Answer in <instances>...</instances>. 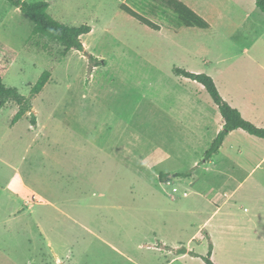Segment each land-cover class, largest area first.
<instances>
[{"label":"rangeland","instance_id":"obj_1","mask_svg":"<svg viewBox=\"0 0 264 264\" xmlns=\"http://www.w3.org/2000/svg\"><path fill=\"white\" fill-rule=\"evenodd\" d=\"M45 1L51 3L48 12L55 19L70 26L87 24L91 30L81 37L86 46L83 51L62 55L60 44L34 37L31 20L16 12L7 0H0V70L4 84L29 97L30 85L42 72L50 73L41 93L30 99L39 125L32 126L28 117L10 125L17 108L14 102L0 109V184L18 178L27 187L19 188V197L12 204H7L4 195L1 197L0 264L167 261L173 256L168 251L174 254L175 245L159 247L153 239L149 246L153 230L176 227L185 242L210 216L204 235L221 218L234 220L237 216L239 224L247 229L240 245L235 243L227 253L216 251L218 264H264V163L253 171L251 165L233 169L231 164L241 162V157L239 147H231L230 142L222 151L224 156L216 160L217 165L205 164L207 149L200 151V146L173 152L159 170L175 171L197 159L194 179L178 175L170 183L159 184L150 176L141 185L135 181L132 185L118 183L114 187L115 202L111 199L113 187L104 182L90 185L93 171L86 166L87 161L77 180L80 170L64 169L61 155L64 147L97 148L112 146L116 141L126 145L135 157L143 153L142 149L153 150L155 138L144 133L154 132L155 115L145 117L140 94L154 101L189 99L198 94L213 103L200 83L176 74L174 68L211 76L221 93L244 114V104L264 110V95L261 99L253 95L256 90L264 91V72L258 71V66H264V13L255 0H180L212 24L210 30H192L191 35L173 34L175 13L155 0ZM122 3L157 24L159 30L125 13L120 9ZM252 21L257 22L254 33L241 41L238 26L247 30ZM182 46L194 51L191 57L184 55ZM243 48L248 52L244 54ZM95 59L103 63L94 65ZM84 83H90V87L84 88ZM123 83L132 90L122 88ZM82 92L86 100L78 102ZM92 100L97 101L91 110ZM108 106L116 112L114 116H109ZM237 143L250 145L245 140ZM219 171H230L233 176L219 178ZM247 172L251 173L241 180ZM216 178L214 185L222 190L214 203H208L205 195L209 191L203 183L211 185ZM173 186L178 191L173 192ZM229 193L234 197L224 203ZM156 199L158 204L152 202ZM152 213L157 216L156 224L151 221ZM125 217L129 227L124 224ZM150 228L154 229L148 237ZM191 248L207 254L209 241L200 244L195 240ZM198 257L179 259L182 262L176 264H206Z\"/></svg>","mask_w":264,"mask_h":264},{"label":"crops","instance_id":"obj_2","mask_svg":"<svg viewBox=\"0 0 264 264\" xmlns=\"http://www.w3.org/2000/svg\"><path fill=\"white\" fill-rule=\"evenodd\" d=\"M50 7H51V3H49L48 10L50 9ZM15 9L17 10L16 12H20L18 8L15 7ZM211 26L212 24L211 22H209V27L207 29H200L196 27H174L175 30L173 29L174 30L173 34L177 35L179 32H185V35H189V34L191 35L194 32L192 30H196V29L197 30H210ZM256 26H257L256 21H252L251 23H249L247 25V30L245 29V26L243 25L238 26L239 28L238 31L243 38L241 39V41H244L246 36H249L251 33H254ZM32 28H33V23H32ZM32 28H31V31H32ZM240 29H242V31H240ZM182 30H185V31H182ZM232 35L233 34H230L229 37H232ZM173 42L175 43V45H177L174 40ZM83 46H84V43H83ZM84 48H86V46H84ZM71 50H75V49H71ZM182 50L185 51L184 55L187 56V58L191 57L192 52H194L191 48L186 47V46H182ZM242 52L245 54L248 52V50L246 48H243ZM94 69H98V67H94ZM255 69L257 70V68ZM258 69H259L258 71L264 72V66L260 65L258 66ZM83 86L84 88L88 89L90 87V83H84ZM121 86H123L122 88H126L127 90L128 89L132 90L130 85L126 83L121 84ZM217 89L219 93L221 94V96L231 106L233 107L235 106V108L239 110L243 118L247 120L249 119L250 121L255 123L257 126H261V127L264 126V110L263 109L261 111H257V108L255 107L254 104L250 105V106H253V109H251L250 106H245L244 104V110L246 113L244 114L242 108L234 105L225 95H223L219 87H217ZM197 95L198 94L191 95L189 99L169 98V99H159L157 101H154L140 94V97H139V100L141 102L140 107H142V111L145 117L148 116L150 118L149 115L151 113H154L155 115L154 132L144 133L145 135H148L153 139L155 138L156 145L153 150L148 151V149L144 150L141 148L143 153L140 156L135 157L134 155H131L132 153L130 149L127 148L126 145L123 146V144H120L117 141L115 144L113 143L112 146H102V147H97V148L95 146H92L91 148H83L82 146H78L77 148H65L64 147L61 149V155H62V160H63L62 167L64 169L75 167L77 170H80L77 172V178H78L77 180H79L78 176L82 174V169L84 168L85 162L87 161L86 166L93 171L92 173L93 177L88 179L90 181V185L100 186V184L104 182L109 187H113L111 191L112 193L111 199L113 202L117 200L116 196H114L117 189H114V187H118L117 185L118 183L123 184V185H127V184L132 185L133 181H135L136 183L141 185L146 180H148V178L150 179V176H153V179L157 181L159 184H161L162 182H160L159 180V174L161 173L169 174L170 181H171L172 177H174L171 175L172 173H177V171L182 173V172H186L187 170H191V169L193 170L190 172V175L187 177H189L188 179H194L196 176V172H197L196 167L197 166L199 167V164L195 165V163L197 162V159H194V161L190 163L189 162L186 163L182 168H178V170H175V171H168V169H163L162 171L159 169H162L160 168V165L163 164L165 159H168L169 157H171L173 152L180 153L186 150L194 149L195 147H198V146H200V151H203L204 149H208L213 139L216 137L219 130L222 128L223 119L220 115V112L217 106L214 103H211V101H209L207 98H199ZM253 95L255 96L256 99L258 98L261 99L264 95V91L256 90L255 93H253ZM84 96H85V92H82L81 97L78 102H80V100H82V102L85 101L86 98ZM96 101L97 100H92V103L90 104L91 110H92V107L96 105ZM9 103L11 102H8L4 107L9 105ZM84 107H82V109H85ZM108 107H109L108 114H110L109 116L110 117L111 115L114 116L116 112L114 111V109L111 108V106H108ZM17 111H18V106L17 108L13 110L11 115L13 114L15 115ZM32 111L34 113L36 112L33 106H32ZM23 117L25 118L28 117L27 119L29 120L28 113L22 116L21 118ZM17 121L14 122L13 124L17 123ZM36 123L37 125H39L38 119H36ZM13 124L11 121L10 125H13ZM34 130H35V127H34ZM122 134L125 136L126 133L124 132ZM244 140L246 141V143L250 144L251 146L250 145L245 146L243 145V143H240V144L237 143L238 141H244ZM227 142L231 143L230 144L231 147L232 146L239 147L238 155L241 157V162H238V163L233 162L231 164L233 166V169H238V170L245 169L246 165H251L252 166L251 171H253L264 163V138L255 137L241 129H235L229 132L228 135H226L218 152L212 154L205 164L217 165L218 161L216 162V160L220 156L221 157L224 156L222 151L227 145ZM154 151H156L155 155H153ZM184 168L187 170H179V169H184ZM250 173L251 172L249 173L247 172L244 178L241 177L240 179L244 180L246 177H248ZM102 174L104 176L103 179L101 176ZM226 175L227 177L233 176L231 175L230 171L229 172L219 171L218 177L220 178ZM117 176H120L121 178L118 179ZM126 177H130V179L134 178V180L127 181ZM219 178H216L215 180H213V183L211 185L208 183L207 184L203 183L205 186H207V189L209 191L207 192L208 195H205L206 196L205 200H207L206 202L208 203H211V202L214 203L216 201L217 196L220 195L219 193L221 192L222 188L220 189L219 186L214 185V183ZM119 180L120 182H118ZM14 181L16 182V185L11 186V184ZM80 181L84 183V181L82 180ZM164 184H167V183H164ZM20 187L27 188L25 187V184L23 183V181H21L18 178L17 179L12 178V179H9L4 184H0V202H1L2 195H4L7 199V204H12L13 201L19 197ZM122 193L125 195L124 192ZM98 195L101 196L102 194L98 193ZM184 195H186V192H184ZM120 196H121V191H120ZM233 197L234 195H232V193H229L227 196H225L224 203ZM37 200L43 201L41 197H37ZM152 202H155L156 204H158L159 200L158 199L152 200ZM216 209H218V206ZM216 211L217 210H215V212ZM120 214H123V213L121 212ZM124 214L129 215V216L131 215L129 212H124ZM145 214H146V218H148L149 212H146ZM144 216H145L144 213H142L143 219H144ZM150 217H151L152 223L156 224L157 216L154 213H152ZM210 217L205 219L202 222V224L199 226V228H197L191 235H189V237L186 238L185 242L184 240H181L179 238L178 233H177L178 230H176V227H173L172 229L167 230V231L159 230V228L158 230H155L154 228L149 229V231L147 232V236L149 237L152 235V239L149 240V238H147V240H149V242H147L149 246H152V243H150V241L153 239L157 242V245L159 247L161 246V247L168 248L169 243L172 245H175L174 246L175 255L171 253V251L169 250L168 253L173 256H171L167 261H118V262L120 264H176L178 262H182V261H178L179 259L189 258L190 260H194V259L200 258L198 256H202L205 254L195 252V250L191 248L192 242H194L195 240H199L200 244H202V242L205 239H207L211 243V256L210 257L211 259L214 260L212 261L215 264H218L217 260H215L216 251L218 249H221L224 251V253H227V251H229L234 246L235 243L240 245V243L243 242L242 241L244 239L243 235L245 234L246 232L245 230L247 229H245V226L243 224H239L240 219L237 216L234 220L221 218L219 223L213 226L212 229H209V231H207L206 234L204 235L202 231L205 230L206 228L205 226L208 225V219H210ZM127 222H128L127 218L125 217L124 224L126 225V227H129V222H128V225H127ZM123 229H125V227ZM151 230H153V233L150 235L149 233ZM100 239L103 240V238H100ZM183 243H185V245ZM47 246L52 249V243L49 239H47ZM110 246L116 249L117 251H119L115 246L113 245H110ZM156 249L159 250L160 248H156ZM193 253L195 254L192 255ZM184 262L188 263V261H184ZM189 262H194V261H189ZM43 263L47 264L46 262H43ZM12 264H15V263L12 262Z\"/></svg>","mask_w":264,"mask_h":264},{"label":"trees","instance_id":"obj_3","mask_svg":"<svg viewBox=\"0 0 264 264\" xmlns=\"http://www.w3.org/2000/svg\"><path fill=\"white\" fill-rule=\"evenodd\" d=\"M13 6L18 8L33 23L32 35L38 39L47 41H55L63 47L62 55H65L71 49L83 51L84 46L81 36L87 34L91 28L89 25L70 26L55 19L49 12V3L45 0L26 1V0H7ZM158 3L171 9L176 15L175 27H196L207 29L209 23L198 13L192 10L184 2L180 0H155ZM256 6L264 13V0H256ZM120 9L128 15L132 16L140 23L149 28L159 30V26L151 20L145 18L132 8L122 3ZM90 60H94L90 56ZM94 65L103 63L95 59ZM174 72L180 76L189 78L200 83L208 92L213 103L217 106L223 119L222 128L213 139L210 147L205 151L203 160H208L212 154L218 152L224 138L229 132L235 129H241L250 135L258 138H264V127H259L249 120L243 118L239 110L231 106L219 93L213 78L205 73H193L181 68H174ZM50 78L48 71L42 72L35 84L30 85V96L26 97L18 92L16 87L4 84L0 72V108L4 107L8 102H14L18 106V111L12 118V124L28 113L31 125L36 124L35 113L32 111L31 98L38 95ZM189 176L190 172L176 173L173 176ZM159 180L162 183L170 181V175L167 173L159 174ZM195 254V253H193ZM211 243L209 242V250L207 254L201 258L206 264H215L211 259Z\"/></svg>","mask_w":264,"mask_h":264},{"label":"built area","instance_id":"obj_4","mask_svg":"<svg viewBox=\"0 0 264 264\" xmlns=\"http://www.w3.org/2000/svg\"><path fill=\"white\" fill-rule=\"evenodd\" d=\"M167 183H170V181L167 182ZM172 191H173V192H176V191H177V187H174V186H173V187H172Z\"/></svg>","mask_w":264,"mask_h":264}]
</instances>
